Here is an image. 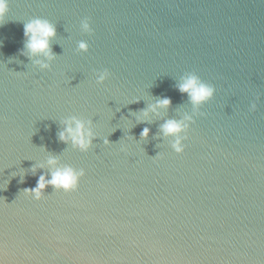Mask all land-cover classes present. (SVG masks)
Listing matches in <instances>:
<instances>
[{"label":"water","instance_id":"water-1","mask_svg":"<svg viewBox=\"0 0 264 264\" xmlns=\"http://www.w3.org/2000/svg\"><path fill=\"white\" fill-rule=\"evenodd\" d=\"M36 17L56 28L50 70L20 55L24 23ZM85 17L90 36L80 31ZM80 40L87 53L75 51ZM104 69L109 78L97 85L94 71ZM188 72L216 92L176 154L154 136L164 119L191 111L174 86ZM159 97L171 106L137 123ZM72 115L93 122L87 152L58 140ZM49 155L85 174L75 191L48 186L37 201L24 189L47 173L31 168ZM0 261L264 264V0H9L0 24Z\"/></svg>","mask_w":264,"mask_h":264},{"label":"clouds","instance_id":"clouds-1","mask_svg":"<svg viewBox=\"0 0 264 264\" xmlns=\"http://www.w3.org/2000/svg\"><path fill=\"white\" fill-rule=\"evenodd\" d=\"M9 12V0H0V24H3L5 17ZM80 31L87 35H92L93 29L90 25L88 17L83 18L79 24ZM24 45L20 51L31 61L33 67L40 71L50 70L51 62L56 56L52 52L50 41L56 36V28L53 23L44 18H32L24 23L23 28ZM89 44L85 40H80L76 44L75 51L77 53H87ZM107 69L94 71L95 83L103 84L109 78ZM176 90L182 95L186 94L187 104L191 106V111H183L179 119L169 118L164 119L163 123L158 126V133L155 138L162 141H168L170 148L176 154H181L184 151V141L187 139L186 133L190 125L195 122L194 118L203 116L200 111L201 107L211 101L215 95V87L203 81L198 75L192 72L181 75L174 85ZM140 98H137L132 103H139ZM172 104L169 97H159L153 103L148 104L145 108L139 110L136 115L137 123H150L151 116H160L161 110H167ZM256 103L249 106V111H255ZM135 115V113H130ZM63 130L57 133L58 140L66 145H70L72 149L80 152H87L93 145V141L97 135L93 128V122L90 119H83L76 115H72L61 121ZM150 129L144 127L140 132L141 139H147ZM105 146L110 142L107 138L103 139ZM159 158V153L155 156ZM47 167V173H41L36 181L35 187L24 189V194L31 196L34 200H41L44 197V190L51 186L54 191H63L65 193L75 191L81 177L84 176L83 169H75L70 165L62 164L58 156L49 155L39 164L33 165L31 172L35 175L36 170ZM23 182V177L21 178ZM2 264V261H0Z\"/></svg>","mask_w":264,"mask_h":264}]
</instances>
